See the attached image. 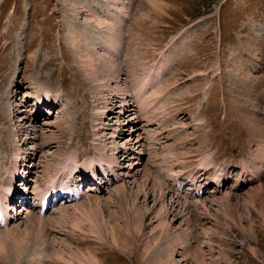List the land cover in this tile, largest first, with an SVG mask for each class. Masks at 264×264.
<instances>
[{"label":"rangeland","instance_id":"obj_1","mask_svg":"<svg viewBox=\"0 0 264 264\" xmlns=\"http://www.w3.org/2000/svg\"><path fill=\"white\" fill-rule=\"evenodd\" d=\"M130 71H160L165 90H150L155 124L145 114L147 123L127 122L111 138L105 109L121 102L113 92ZM41 89L64 102L42 118ZM259 136L264 0H0V187L21 147L29 155L12 178L19 190L29 184L31 198L21 206L14 195L20 219L0 227V264H264ZM126 141L143 143L140 159L130 152L128 176L130 160L111 150ZM99 154L115 155L120 180L99 175L96 192L88 183L79 199L36 206L34 187L48 189L68 156L83 164Z\"/></svg>","mask_w":264,"mask_h":264},{"label":"bare ground","instance_id":"obj_2","mask_svg":"<svg viewBox=\"0 0 264 264\" xmlns=\"http://www.w3.org/2000/svg\"><path fill=\"white\" fill-rule=\"evenodd\" d=\"M107 39L98 36L96 39H94V41L96 42V41L101 40V42L104 43V46L107 47V51L113 52V53H117V45H116V43L109 44ZM110 39H111L110 41L112 42V38H110ZM86 55H87V58L89 59V61H91V62H89V65H87L88 66L87 72L91 71L92 74H94L96 72V67L97 66L92 65L94 59L91 56V53L86 52ZM101 58H103V57H101ZM98 63H99V61H98ZM109 67L105 66V68H104V70L107 73V75L109 73L110 74L113 73L114 75H116V70H115L116 65H110ZM162 67H164V66H162ZM159 72L160 71L154 72L150 76H147V78H143L144 76L143 77H141V76L138 77L135 72L130 71L129 72L130 80H128V83L124 81L125 82L124 83L125 86L123 84L119 85L116 88V90L113 92L114 99L116 101H117L119 95H122L123 98L121 99V102L119 101L120 102V103H118L119 105H115L114 102H113L112 104H110L105 109L106 111L110 110L109 113L111 114V117H108L107 119H110L112 121V123L111 124H109V123L106 124L109 127H112V129H113V134L114 135L111 136V138L116 137L115 134H117L118 132H121L122 126L125 125L127 122L130 124V123H133L134 120H137V119H140V118H144L146 120V123H147V118L145 116H143L145 114L149 116L147 124H149L150 126L155 124L153 122V120H152L150 115L152 113V110H154L156 107H158V106L154 107L155 104L157 105L159 102L152 101L150 99V94L153 93L154 95H157L155 93L156 89L158 88L157 84L161 85L157 89V92L159 94L163 95V92H164L163 90H165L164 89L165 85L162 84V79L159 77L160 76ZM99 73H98V76H99ZM94 79H95V77H94ZM117 79H119V76L117 78H114V80H117ZM99 81H101V80H99ZM154 82L155 83L157 82L156 86L153 84ZM118 84H121V83H118ZM151 87H152V92L150 93ZM157 97L160 98L158 95H157ZM35 99H36V107L35 108H37L36 113H38L37 116H41V118L44 116L43 115V110H45V108L54 109V108H60V107L64 106L63 105L64 102L62 103V100H63L62 97H60L58 95L53 96L46 89H41V91H39V93L36 95ZM128 100L129 101L130 100L133 101L132 102L133 104H131V101L128 102ZM162 108H163V106H162ZM156 110H157V108H156ZM105 112H103L102 115H104ZM153 117L155 119L154 114H153ZM132 131L137 132V130H135L134 128L132 129ZM32 133L33 134L30 135L29 128L28 129L26 128L25 137L28 139L29 136L32 137V135H33L34 136L33 140L37 139L36 137H37L38 133L37 132H32ZM259 138L260 139L262 138V141H260L261 142L260 144L262 146V152H264V137L263 136H259ZM30 140H31V138H30ZM129 143L130 142L126 141V143L121 144L120 148H117V146H119L120 144L115 143L112 146V148H111L112 151H116V152H118V154H119V150H123L122 153H121L124 156L123 158L126 159V160L127 159L130 160V161H128L129 162V164H128L129 167L127 168V171H128L126 173L127 176H128V173L132 172V169L134 168V167H132L134 164L130 163L132 161V156H131L130 152H132L133 156L134 155H138L139 159H140V156H143V150L142 149L139 150V148L142 147L143 143L137 149H135L136 148L135 147L136 144L132 145L131 143L130 144ZM136 143L138 144L140 142H136ZM33 144H35V142H33ZM104 145H105V147H107L106 144H104ZM35 147H36V145H33L32 149H35ZM22 150H24V149L19 147V149H18L19 153H17L16 162L14 161L15 163H13L14 166L10 170V173L8 175V179L5 181L6 183L3 186L0 187V203L5 204L3 208H0V213H1V215H0V227L4 226V225H7V224H9L11 222H14L15 220L20 219L19 214H18V216H17V212L15 214V210L14 209H15L16 205H13V204L16 202L17 197L24 196V195L28 194L27 193V190H28L27 188H28L29 184H26V182H24V184H22L23 185L22 189L19 190V187L17 188V186L15 187V185H14L15 178L14 179L12 178L14 173L18 174V175L21 174V169H19V162H20V165L22 164V162L25 163L26 159H27V156L29 155V153H27L25 151H23L21 153L20 151H22ZM22 155H24V156H22ZM30 155H31L32 161H35L34 158L36 156V152H34V153L30 154ZM113 157H115V155L109 156V155H106V154H102V155L99 154L95 159H89V160L85 161L83 164H79V159H80L79 156H72V155L68 156L66 158V163L63 164V165H67V167L65 166L66 167L65 168L64 166H62V167H60V168H58L56 170L57 173H56L55 176L53 175L54 180H52V182L50 183V186H48L49 187L48 189L46 188L45 190H42L38 186H36V188L34 187L33 191H35L36 193L35 192H34L35 194L33 193V197L35 198V201L39 202V203L37 202L38 208H41V210L44 209L43 211L48 210L49 205H52L53 203L55 204L57 202V201H54L57 197L58 198H62L65 195H67L66 198H70L72 196L71 199L74 200L75 198L76 199L81 198L83 195L85 196V191L84 190L80 191L78 189V186L75 185V184H74L75 185L74 186V190L76 191V193H75V195L72 194L73 190H71V185H69L70 183L67 182L66 184H63V182L60 181L61 177H63L64 174H67V176L69 174L68 177L73 176L72 177L73 178L72 179V183H74V181H75L74 177L78 174V176H79L78 178H81V180H80V182L78 184H80V185L84 184L85 187L87 186L88 183L92 184V185L89 186V192H96L97 191V187H99L98 190L102 189V183L99 181L100 180L99 179V175L100 176L102 175L104 177V179L108 180L107 184L114 183V181L120 180L121 178L119 177V174H118V172L116 170L118 168H120L121 165H120L119 162L114 161V159H112ZM28 168H30V167L28 166ZM243 169L245 171L249 170L248 168L246 170L245 166L243 167ZM99 170L101 171V173L99 172ZM74 171H76L75 174H74ZM98 172H99V175H98ZM58 175H60V177H57ZM138 175H139V169H136L134 171V173L130 177L134 178V180L137 181L136 178L138 177ZM67 176L65 175V177H67ZM55 178L57 180L59 178V182H61V184H63V185L59 184L60 186H58V184L54 183L55 180H56ZM62 181H64V180L62 179ZM121 182H123V180ZM216 182H218V181L216 180ZM121 184H123V183H121ZM52 187H53V189L50 192V188H52ZM124 189H125V186L123 184L121 189L119 190L120 193H121V191L124 193L125 192ZM15 194H17V197H14ZM52 194H54V197H52L53 196ZM62 194H64V195L61 197ZM91 194H93V193H91ZM87 195H89V193ZM21 199H23V198L21 197ZM28 199H29V197H28ZM24 210H27V209L24 208ZM2 217H3V219H2ZM17 217H19V218L17 219ZM31 218L32 217H30V219Z\"/></svg>","mask_w":264,"mask_h":264}]
</instances>
